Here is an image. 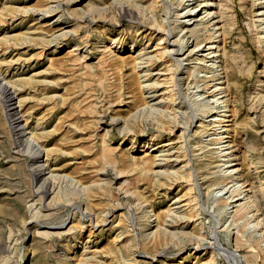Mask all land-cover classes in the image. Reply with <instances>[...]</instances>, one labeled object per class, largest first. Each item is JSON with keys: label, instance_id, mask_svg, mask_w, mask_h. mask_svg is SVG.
I'll use <instances>...</instances> for the list:
<instances>
[{"label": "rangeland", "instance_id": "1", "mask_svg": "<svg viewBox=\"0 0 264 264\" xmlns=\"http://www.w3.org/2000/svg\"><path fill=\"white\" fill-rule=\"evenodd\" d=\"M133 1L0 0V264H77L78 258H87L85 264H123L122 260L125 264H247L243 255L251 254L247 252L249 245L253 246V258L248 259V264H264V0H258L260 5H254L252 0H217L215 7L217 25L222 27L218 33L225 30L226 35L214 38L223 37L219 44L235 56L234 74L226 93L230 95L227 99L231 113L236 114L231 124L236 128L233 134L240 147L237 144L232 148L237 149L233 151L237 160L229 164L239 167L242 181L247 180L244 185L249 190L245 193L251 197L238 202H248L249 226L245 219L234 223L236 208L223 204L221 198L229 194L219 192L220 170L224 166L210 154L208 150L214 146H206L208 138L196 128L201 103L194 101L201 97L195 87L197 78L189 76L193 63L185 60L197 50L193 48L196 36L178 27L165 44L170 50L177 48L170 45L173 40L177 43L184 39L188 44L179 54H173L180 65L174 86L179 90L177 103L173 107L166 94L160 105L178 111L180 126L185 128V149L178 151L176 143L181 129L169 135V123L159 124L141 111L132 120L133 128L123 130L111 121L115 114L126 115L119 109L127 108L122 104L128 99L135 101L132 107L141 105L144 99L138 81H153L159 75L154 72L164 71L168 64L149 65L147 73L154 75L138 79L143 73L140 69L147 64H141L136 71L131 52H151L159 35L151 37V21L137 11L125 13ZM153 1L155 17L165 32L188 19L175 20L180 12L198 3ZM143 5H148V0ZM258 12L263 15L257 16ZM42 36L46 40L42 41ZM197 36L201 42L205 33L200 31ZM70 43L77 49L68 51ZM107 44L113 49L105 51ZM56 45L61 47V53L48 55ZM227 63H220L221 76ZM164 77L161 75L159 80ZM164 86L166 83L158 86L157 95L166 90ZM146 92L144 95H149V89ZM30 131L38 134L35 140L43 148L38 160L47 169L42 175H38L33 163L36 149L28 139ZM106 131L109 139L103 142ZM151 135L156 136V145L174 142L161 147L164 151L154 167V171H164L159 170V179L154 174H141L133 166L140 163L145 149L137 148ZM133 138L137 149L131 155L135 157L134 164L125 155ZM103 146H110L107 149L111 152L104 151ZM182 151L189 154L191 184L177 179L168 182L165 177L167 171L175 172L182 166L183 158L175 160ZM49 169L58 175L53 180ZM44 175L48 176L44 179ZM81 183L89 185L88 190L81 191ZM181 195L189 204L182 206L185 200L172 204ZM173 207L183 210L188 221L185 218L177 222L168 216L163 226L169 234L158 239L156 224L162 222L156 215L166 214ZM146 213L150 225L143 228ZM257 220L260 225L254 227ZM235 240H240L241 247H236ZM157 252L162 254L154 257Z\"/></svg>", "mask_w": 264, "mask_h": 264}, {"label": "bare ground", "instance_id": "2", "mask_svg": "<svg viewBox=\"0 0 264 264\" xmlns=\"http://www.w3.org/2000/svg\"><path fill=\"white\" fill-rule=\"evenodd\" d=\"M145 1H147V0H144V1L143 0H135V1L131 2V8H127V11H125V13L127 12V14L132 15L134 11H137L136 13L137 14L138 13L141 14L142 15V18H146V20H148V21L150 20L151 21L150 22L151 23V29H153V31L152 32H149V33H150L151 37H153V36L156 37L157 35H159V38H158L156 44L154 45V48L152 50H150L151 52H149V53L145 52L144 48H142V50H144L142 53H139V52L135 51L136 49L132 50L133 52H131V57H132V62H133V68L136 71H138L139 68H140V66H141V64H147L146 66H144V67H147V69L145 68L143 70L144 67H142L140 69V71H142L143 73H141V74L138 75V79L139 80H140L141 77H148L149 75L152 76L154 74L156 76H157V74H159V75L153 81H150V78L148 80L138 81L139 82V85H140V91H141V93L143 95L144 102L141 105H136L135 104L132 107L131 104H133V102H135V101H133L132 99H128L126 102H123V99H122L121 102L124 103L122 105H126L127 108L125 107V109H119V111H123V112L125 111L126 112V115L123 116V115H120V114H115L114 116L111 117V121L114 122V123L117 122V124H120V126H121V128L123 130H125L127 128H133L134 125L132 123V120L135 118V114L138 111H141L143 113H146L149 117L151 115L154 118V119L153 118L152 119L153 120H156L159 124L169 123V126H168L169 127V135H173V132H175L174 129L175 130H176V128L181 129L180 133L177 136L176 143H179L178 151H179V148L182 149V150H184L185 147H186V142H185V128H183V125H182V128L180 126V124L182 122H179L178 121V118H177L179 116V115H177L178 111H176V110L172 111L171 109H169L170 106H166V107L164 106L163 107V106H160V105H161V103L163 104V102L165 100V97L164 96L166 94L169 97V103L172 104L173 107L177 103L176 102V100H177L176 98L179 97V90H178V88H175L174 86H175V82L177 81V77H178L177 76V72H179L180 65L177 62L178 60H176L175 58H173V54H175V53H178L179 54L181 52V50H183L186 46H188V44H187V41L186 42L184 41V39H182V40L179 39V41L177 43H175V40H173L170 45H176L177 48L176 49H171V50L170 49H167V46L165 44H166V39L169 38V37H171L170 35H172V37L175 35V32H176V30H177L178 27L182 28V31L184 33L187 34V33L190 32L191 35L196 36V38L194 39V41H196V42H195V46L193 48H195L197 50L192 55H190V54L187 55V58L185 59V60H187V59L188 60H191L192 63H193V65L191 66V69H190L189 76H191L193 78L194 77L197 78L196 80L194 78V82L196 84L195 87L197 88V92L199 94V97H201L199 100H195L194 101L195 104L201 103V108H200V112H199L200 113V118H199L200 120H199V123L196 126V128L199 129V130H201V131H203L204 134H205V137L208 138L207 139L208 142H207V145L206 146H208V145H213L214 146L213 148H210L208 150L210 152V154L214 155L215 158H217L216 160L222 161V163H221L220 166H222V165L224 166L220 170V173H221L220 177H221L222 183H220L221 184L220 185L221 187H220V191L219 192L226 191L224 194L225 195L227 193H229V194H228L227 197H222L221 198L223 204H225L226 206L232 204L231 208H234V207L236 208L234 210L235 213L233 214V217H235L234 223H236L239 220H244L245 219V221H246L245 224H247L248 223L247 214L249 212V210H248L249 207L247 206L248 205V202H238L239 200L241 201V199H243L244 197H247V198H250L251 197V196H247L248 193H245L247 190H249V189L245 190V187H247L246 186L247 184L246 185H244V184L247 182V180H244L243 179V181H242L241 175L238 174V172L240 170L239 167H236L235 168V167H232L231 166V165H235V164H229L232 161L237 160V156H235L234 155V152H233V151H237V149L235 148L234 150H232V148L238 144V142L236 141V138L237 137L234 135L235 134V131H236V128H235V126H232V124H231L232 121L234 120V119L232 120L231 117L233 116V118H234L236 114L235 113H231L233 110L230 108L231 106H230V104L228 102V99H227V96L229 94L226 93L227 92V89L230 88L229 87L230 83L228 81H229V79L232 78V76L234 74L233 63L235 61V56H234V54H232V52H227L223 48V46H221L219 44V41H222L223 42V39H224L223 37H222L221 40H219L217 38H214L215 35H217L216 37H219V34H220V36L223 35L224 37L226 35L225 30H223V32L221 31V33H218V30H221L222 27L217 25L218 22H219V20H216V18H215V17H217V16H215V14H218L217 13V10H215V7H217L216 6L217 5L216 4V1L217 0H198V3L196 5V7L186 9V12H183V11L180 12V14L181 13L186 14L185 16H180V14H178V16L175 19L176 21H178L179 18L182 19V17H184V18L187 17L188 19L183 20V22L180 23L179 25L176 24L174 27L170 28V30L168 28V31L169 32H165L164 26H162L161 24H159L158 21H157V19H156V17H155L156 14H155V4H154V1L151 0V2L149 3V0H148V5H146V6L143 5V2H145ZM186 1H194V0H186ZM114 2L117 3L116 1H114ZM120 2H121V0H120ZM180 2H183V0H181ZM252 2L254 3V5L255 4H259L258 0H252ZM256 2H258V3H256ZM155 3H156V1H155ZM124 4H126V3H124ZM105 6L107 7V4ZM129 7H130V5H129ZM27 9L28 8L25 7L24 10H27ZM31 9H33L32 10L33 12L36 10L34 8H31ZM89 9H92V11H94L93 10L94 7L92 5H90ZM125 13L123 12V14H125ZM136 13H135V16H136ZM256 15L257 16H261L263 14L261 12H258V14H256ZM88 16H89V14H88ZM126 17H127V15H126ZM128 17H127V19H128ZM261 20H263V19L262 18L261 19H256V21H261ZM82 21H84V20H82ZM104 21H105V19H104ZM134 21H136V20H134ZM48 24H50V23H48ZM111 25H113V24H111ZM64 29L66 30L67 28H64ZM200 31L203 32V33H205V36L203 38V41L198 42L197 41V38H198L197 34ZM262 32H264V31H262ZM62 34H67V31H63ZM22 36H23V38H27L28 35L27 34H23ZM182 37H184V36H182ZM261 38H263V36ZM41 39H42V41L43 40H46L45 37H43V36L41 37ZM106 41H108V40H106ZM113 43H115V42H113ZM148 44H149V42L146 45H148ZM57 45H58V43H57ZM57 45L50 48V50L48 51V55H56V54L61 53V47L60 46H57ZM109 45L110 44L105 45V48H104L105 51H108V50L110 51V50L113 49V48L110 49ZM76 46H77L76 44L70 43L66 48L69 49L68 51H72V50H76L77 49ZM121 48H122V46L120 45L118 47V49H117V52H116L117 54L121 51ZM45 51H46V49H45ZM191 52H192V49L190 50V53ZM193 55H194V57H193ZM82 58L83 57H81L80 59H82ZM119 58L121 59V57H119ZM165 62L168 63V64L166 65L167 68L164 71H162L161 69H159L156 73L154 72V74L147 73V72L150 71L149 65H154V64H156V66L157 65H163ZM222 62H228L227 65H226V70H224L222 72V73H224V76H221V74L219 72V66H220V63H222ZM187 64H191V62H188ZM161 75H165V77L162 79L163 81L159 80V77ZM223 78H226L225 79V82L219 81V80H221ZM198 81H200L201 84H198ZM163 83H166V86H164L166 90L164 92H162V93H160V94L157 95V93H156L157 90L156 89L158 88V86L163 85ZM224 83H227V85L224 86ZM6 84L9 85L8 83H6ZM190 86H191V84H190ZM148 89H149V95L148 94L147 95H144L145 93H147L146 91ZM194 95H196V93ZM9 96L10 97L8 99L10 101V100H12V98H11V95H9ZM158 97H161V98L157 99ZM127 103H130V105L127 104ZM134 110H135V112H134ZM235 123H236V120L234 121V124ZM21 126H24V125H21ZM17 128H18V126H17ZM23 130H24V128H23ZM30 130H32V129H30ZM22 133L24 134V131ZM28 133H29L28 139L32 141L31 144L36 149L35 150L36 151V155L34 156V158H36V159H34L33 163L36 165V170L38 172V175L45 174L46 173L45 171H46L47 167L44 168V165L45 164H43V162H42V164L39 163V160H38V157H39L38 155H39V152L41 150L40 148H42V147H39L38 142L36 141L37 140V136H36L37 133L36 132L34 133L33 131H30ZM23 136H27V135L25 134ZM108 139H109V131H106L103 134V140L101 138V141L105 142ZM134 139L135 138H133L131 140L130 145L128 144V146L125 149V151H126L125 152V155L128 157V160L131 163L134 164V161H135V157H132L131 156L133 154V152L135 150H137V149H140L141 147H143V148L145 147L144 152H143V155H141L142 157L139 156L140 157L139 158L140 159L139 160L140 163L134 164L133 165L134 166V169H136V170L139 169V172H141V174H143V173H146V174H154L158 179L161 178L160 177V173L163 170L159 169L161 171H159V170L154 171V167H155L156 161L159 160L158 157L160 155H162L160 153L164 151V149L161 148V147L162 146H168L170 144L171 140L168 143L163 142L162 145H156L157 138H156L155 135H151L149 139L147 138V139L142 140V142L140 141L142 145L139 146L136 149V146H135L136 139L135 140ZM234 142H237V143L234 144ZM172 143H174V142H171V144ZM238 146H239V144H238ZM103 147H104V151H105L110 146H108V147L103 146ZM110 148L107 149V150L109 151ZM110 152H111V150H110ZM167 152H168V150H167ZM182 152H179L180 155L176 156V158H175L176 161H178L179 158H181V159L183 158V160H181L182 161V166H180L178 168V170H176L175 172L167 171L165 177H166V180L168 182L171 181V180L177 179L180 182L188 181L191 184L192 173H191V171L189 169V163H190L189 162V156H188L189 154L187 155V153L184 154V152L183 153ZM223 157L226 158V159L221 160V158H223ZM112 164H114V163H112ZM140 164H142V166ZM156 169H158V168H155V170ZM47 172L49 173V176H51V179L54 176H58V175L55 174V170L54 169H49V170H47ZM119 173L120 172H118V174ZM46 176H48V175H46ZM46 176L44 177V179L46 178ZM66 177H68V176H66ZM155 180L157 181V179H155ZM75 182L76 183L77 182L79 183L78 180L75 181ZM95 183H96V181H95ZM73 184H75V183H73ZM90 184H93V183H90ZM76 185H78V184H76ZM74 187L77 189V186L74 185ZM191 187H192V185H191ZM191 187L189 188V190L191 189ZM79 188L81 190V186ZM88 188H89V185H85L84 184L82 186V190L81 191H83V189L88 190ZM249 188H251V187H249ZM191 190H193V189H191ZM242 194H243V197L240 198V196H242ZM184 195H181V196L177 197L175 199V202H173L172 204H177V203H180V201H182V200L184 201L185 200V202L182 204V206H187L189 204V200L186 199V198H184ZM141 196H143V194ZM166 211H167L166 214L160 215L158 213L156 215V219H159L162 222V223H158V224L155 223L156 224V229H157L156 232L158 233V239H160L163 234L164 235L169 234L168 231L163 226V223L166 221V219H167L168 216L169 217H172L177 222H179L180 220H183V219L185 220V218H186V221H188L187 220L188 216L186 215V213L183 210L178 211L176 207H173V209H169L168 208ZM198 213H196L197 216H198ZM144 216L146 218H145V222H144L145 224H143V228H147L150 225V216H148L147 213ZM87 217H88V215H87ZM184 223H185V221H184ZM200 224L201 223L199 222V225ZM96 225H98V223ZM259 225H260V222L258 220L256 222H254V224H253L254 227H257ZM247 226H249V223H248ZM250 226H251V223H250ZM259 230H261V232H262V229H259ZM184 231H186V230H184ZM44 234H46V233H44ZM199 234H198V236H199ZM183 235H186V233L183 234ZM194 236H195V234H194ZM116 237H118V236H116ZM192 237L193 236L191 235V238ZM262 237H264V236H262ZM97 238H98V236H97ZM186 238L188 240H190V237H186ZM88 240L89 239H87L86 242ZM115 240H116V238H115ZM195 242H196V240H195ZM235 242H236V240H235ZM236 243H237V246L236 247H241L240 240H237ZM256 243L258 244V243H260V241L258 240V241H256ZM256 243H255V246L257 245ZM195 244L197 245V243H195ZM249 246H250V249L248 248L249 250L247 252H249V253L252 254L253 246L252 245H249ZM66 247L68 248V246H66ZM146 247H148L147 250H149V245L146 246ZM258 247H259V244H258ZM198 248H199V246H198ZM193 253H195V252H192V254ZM160 254H162V252H157L154 255V257L157 256V255H160ZM243 254H245V253H243ZM251 254L250 255H245V256L243 255V258L246 260L245 262H247V264L249 262L248 259H252L253 258ZM255 254H257V253H255ZM81 256H82V254H81ZM211 256L212 255H210V257ZM93 257H95V256H93ZM187 257H189V256L187 255V256L183 257V261ZM96 259H98V258H96ZM206 259L209 260L210 258H206ZM87 261H88L87 258H78L77 259V264H85V263H87ZM122 263L125 264L124 263V260H122ZM181 263H183V262H181ZM263 263H264V261H263ZM201 264H211V262L205 261V262H203Z\"/></svg>", "mask_w": 264, "mask_h": 264}]
</instances>
